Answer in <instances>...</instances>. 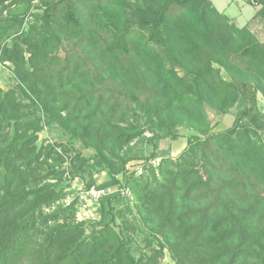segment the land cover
<instances>
[{
  "label": "trees",
  "instance_id": "16d2710c",
  "mask_svg": "<svg viewBox=\"0 0 264 264\" xmlns=\"http://www.w3.org/2000/svg\"><path fill=\"white\" fill-rule=\"evenodd\" d=\"M5 64L0 264H264V42L247 26L211 0H0ZM232 110L214 132L209 113ZM179 128L185 149L159 152ZM74 180L133 203L118 190L78 221Z\"/></svg>",
  "mask_w": 264,
  "mask_h": 264
},
{
  "label": "rangeland",
  "instance_id": "374dc122",
  "mask_svg": "<svg viewBox=\"0 0 264 264\" xmlns=\"http://www.w3.org/2000/svg\"><path fill=\"white\" fill-rule=\"evenodd\" d=\"M228 2L229 0H212V3L214 7L221 12H225L224 9L228 7ZM246 10L242 13V16L238 18V22L242 24L245 22V20H248L249 17H247V13H249ZM14 83V78L12 75L11 71V66L8 64L5 65H0V88L4 91L8 90L11 88V86ZM258 100H259V106L264 112V100L261 98V95H258ZM234 114L235 110H232L229 114L227 115H216L212 112L209 113V118L210 121L213 125V131L214 132H219V131H224L225 129L229 128L234 120ZM178 138L176 140H163L158 144L159 152H163L164 154H167L168 156L172 158H176L186 147V142H187V132L185 131L184 128H179L178 130ZM59 140V133L56 131H43L42 133L39 134V139H38V145L40 144H45V143H55L58 142ZM77 147L79 151L81 152L82 156L84 157H89L92 152L90 150L84 149L80 144H77ZM145 155H149V151L145 152ZM160 160L156 159L154 162V166H157L158 162ZM143 161H133L130 162L126 166L127 171H137V172H142L143 168ZM153 164V163H152ZM141 170V171H140ZM96 183L99 185L106 181V176L105 174H100L96 175L95 177ZM84 183L85 181H80V180H74L71 182V187L69 188L70 191H75L76 194H78L79 191L84 189ZM114 190H120V187H115L113 188ZM75 195V194H74ZM69 198H72L70 196ZM127 200V199H126ZM132 200V199H131ZM129 200V203L132 204L133 202ZM120 208L123 209L121 206ZM78 221H88V220H98V206L93 205L90 203H86L83 201V203L79 206L78 213H77ZM163 264H173L172 261L169 258V254L165 252L164 258L162 260Z\"/></svg>",
  "mask_w": 264,
  "mask_h": 264
},
{
  "label": "crops",
  "instance_id": "0c3cea01",
  "mask_svg": "<svg viewBox=\"0 0 264 264\" xmlns=\"http://www.w3.org/2000/svg\"><path fill=\"white\" fill-rule=\"evenodd\" d=\"M227 5L228 7L224 9V11H226L227 13H221L224 14L228 19H230L236 27L242 28L247 26L249 30L253 32L261 42H264V22H261L259 20H252L256 12L259 10V7L248 4L246 0H229ZM246 10H250L248 11L249 13H247V17L249 18L248 20H245V22L240 24L238 22V18H240L242 16V13ZM218 12L220 13V11Z\"/></svg>",
  "mask_w": 264,
  "mask_h": 264
},
{
  "label": "built area",
  "instance_id": "2783aa9c",
  "mask_svg": "<svg viewBox=\"0 0 264 264\" xmlns=\"http://www.w3.org/2000/svg\"><path fill=\"white\" fill-rule=\"evenodd\" d=\"M39 0H34V2H37ZM153 163V164H152ZM152 165L155 164L154 161L151 162ZM141 171V170H140ZM141 172H137V174H140ZM115 191L113 188H108V189H96L95 187H91L89 190H81L78 192L79 199L83 202L90 203V204H95L99 206V201L102 199L104 196H107L111 193H114ZM120 194L124 197L129 198L130 200L132 199L131 193L129 189L127 188H122L119 190ZM78 218V217H77ZM79 220V219H78Z\"/></svg>",
  "mask_w": 264,
  "mask_h": 264
}]
</instances>
